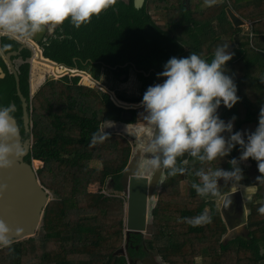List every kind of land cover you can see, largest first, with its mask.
Returning <instances> with one entry per match:
<instances>
[{
  "label": "trees",
  "instance_id": "16d2710c",
  "mask_svg": "<svg viewBox=\"0 0 264 264\" xmlns=\"http://www.w3.org/2000/svg\"><path fill=\"white\" fill-rule=\"evenodd\" d=\"M229 1L206 7L204 0H145L138 8L134 0H118L115 8L93 17L90 24L76 29L66 21L39 43L45 57L89 72L96 85L102 69L120 81H127L133 71L140 84L137 95L103 83L121 101L134 103L142 101L149 86L163 82L158 73L171 57L195 52L211 62L216 47L228 44L234 53L227 62L228 74L233 76L241 99L232 109L221 105L218 114L225 122L236 117L234 132H250L258 126L264 105V0ZM229 5L251 21L252 35L232 24L226 13ZM152 11L162 13L165 26L156 22ZM10 42L6 49L19 45L14 39ZM23 56L29 58L30 51L24 50ZM30 67L29 61L19 67L20 90L37 138L25 160L43 162L37 169L38 177L53 198L44 208L38 236L0 247V264H158L155 254L167 264H264V215L258 212L264 204V183L256 180L260 175L256 161L250 158L240 165L245 176L241 183L256 188L248 201L245 199L247 224L242 229L228 230L217 198L197 195L191 187L199 182L194 174L170 177L164 170L158 199L150 210L152 235L145 239L144 232L127 234L126 198L89 192L88 182L96 168L92 162H100L109 185L122 192L120 179L133 154L132 142L126 135L110 131H105L108 138L103 142H94L93 134L107 121L138 122L143 106L125 109L117 105L108 92L81 83L80 74L65 73L45 80V74L38 76L39 69L37 75L31 73ZM122 74H126L124 80L120 79ZM31 79L33 87L43 82L34 94ZM9 104L15 106L14 117L25 138L23 101L11 72L0 79V106ZM125 112L131 117H125ZM239 156L237 145L229 156L203 167L231 170L228 161ZM183 159L188 161L184 166L193 172L202 167L190 157ZM98 175L97 171L93 180ZM185 178L188 185L183 194L176 191V184ZM220 183L222 193L232 191L231 185ZM86 208L96 212L83 214ZM202 212L209 214L211 223L193 227L183 220ZM122 239L126 254L119 251Z\"/></svg>",
  "mask_w": 264,
  "mask_h": 264
},
{
  "label": "clouds",
  "instance_id": "9594fccd",
  "mask_svg": "<svg viewBox=\"0 0 264 264\" xmlns=\"http://www.w3.org/2000/svg\"><path fill=\"white\" fill-rule=\"evenodd\" d=\"M216 3L217 0H204L206 7ZM117 5L118 0H0V37L28 42L66 21L79 29ZM233 56L229 45L223 44L216 47L211 62L191 52L187 57H171L163 65V71L158 73L163 82L149 86L143 94L144 111L140 116L145 127L129 128V124L125 127L147 153V159L139 165L141 172L166 170L170 177L194 174L199 182H193L191 187L198 196L224 200L220 181L233 188L242 187L245 194L253 190L251 185L241 183L245 178L241 162L251 158L260 173L257 182L264 183V105L260 108L258 126L250 132H234L236 117L225 122L218 114L221 105L232 109L241 99L233 76L228 74L227 62ZM14 112L12 104L0 106V169L11 168L12 157L20 154ZM107 138L104 130L93 134L94 142ZM237 145L240 156L228 161L231 170L203 167L229 156ZM184 157L192 158L202 167L194 172L189 170L184 166L188 163ZM6 187L0 185V192ZM258 212L264 215V204ZM183 220L193 227L212 222L207 212ZM9 234L10 228L0 220V247L11 245ZM261 252L264 254V249Z\"/></svg>",
  "mask_w": 264,
  "mask_h": 264
},
{
  "label": "water",
  "instance_id": "95a60500",
  "mask_svg": "<svg viewBox=\"0 0 264 264\" xmlns=\"http://www.w3.org/2000/svg\"><path fill=\"white\" fill-rule=\"evenodd\" d=\"M144 1L145 0H134L135 6L138 8L141 7ZM226 13L235 27H240L245 33H251V28L248 27L246 21L236 14L230 6L226 8ZM20 43L21 45L19 46V49L8 52L6 58L10 63L11 70L16 79L18 94L23 101L25 138L22 137L20 127L15 119V123L19 130L17 142L20 145V154L12 157L13 165L11 168L0 169V185L7 186L5 191L0 192V220H3L10 228L9 239L11 242L34 236L37 233L42 220L44 208L52 198L51 191L42 185L38 177L37 168L40 167L35 166V159H32L31 162L25 160V157L31 150L32 144L37 138L32 133V121L29 118L30 114L27 110V103L20 90L19 74L10 59V55H17L23 47H28L25 42ZM48 60L52 63H56L50 59ZM68 69L70 71L72 70L70 68ZM0 76H4L1 67ZM51 77L52 76H50V78ZM125 77L126 74L121 75V79H124ZM100 89L108 92L112 100L125 109L142 107L141 102L134 103L121 101L118 99L114 91L104 84H101ZM127 117L130 118V116ZM126 125L128 124L118 121L109 122L105 126V129L113 132H129V130L125 128ZM129 128H132L131 124H129ZM141 157L142 151L140 149L136 150L135 153L133 152L120 179L124 195L126 196L125 226L127 234L132 231H146L150 201L158 199L160 184L164 175V170L152 172L151 175L143 174L139 167L141 164ZM42 166L43 165H41V167ZM234 197L240 199L244 208L243 222L238 229H242L247 224V209L244 202L248 196L242 194L239 189H233L225 194V199L223 200L221 207L222 215L226 220L229 230H233L235 227L228 221L225 203L226 200ZM119 251L120 254H126V248H121Z\"/></svg>",
  "mask_w": 264,
  "mask_h": 264
},
{
  "label": "rangeland",
  "instance_id": "374dc122",
  "mask_svg": "<svg viewBox=\"0 0 264 264\" xmlns=\"http://www.w3.org/2000/svg\"><path fill=\"white\" fill-rule=\"evenodd\" d=\"M221 1L220 0H217V3H220ZM225 3H226V1H224ZM152 13V15H153V17L155 18V20H156V22L159 24V25H161L162 27L163 26H165V18L162 16V13H156V12H154V11H152L151 12ZM49 33V32H44L43 33V35H46L47 36V34ZM183 35V34H182ZM185 37V36H184ZM36 40H38L37 38H36ZM16 61H18V60H16ZM21 60L19 59V61H18V63L20 62ZM126 65V64H125ZM31 73H32V69H31ZM38 76L42 73V74H45V80L46 79H49L50 78V75H52V77H54V78H59V77H56V76H54L52 73H45V68H44V66H42V67H40V69L38 70ZM259 73V72H258ZM63 76V75H62ZM126 78V77H125ZM124 78V79H125ZM120 79H121V76H120ZM123 79V80H124ZM45 80H44V82H45ZM122 80V79H121ZM80 82L81 83H83V84H86V85H90V86H93L92 84H90L89 82H87V81H85L84 79H83V77L81 76V79H80ZM100 82H104V83H106L109 87H111V86H114L116 89H118V90H120L121 92H124V93H126V94H128V95H137V93H138V89H139V82H138V80H137V77L135 76V74H134V72L133 71H131L130 70V75H129V79L127 80V81H120V80H118V79H116V78H114L113 77V75L111 74V73H107L106 71H104L103 69L100 71ZM43 84V82L38 86V87H34L33 88V84H32V79H31V93L32 94H34L38 89H39V87L41 86ZM132 96V97H133ZM144 111V109L143 108H141L139 111H138V116H137V120H138V122H136L135 124H132V128H137V127H140V128H143V127H145V123H144V121H143V119H142V117L140 116V114L142 113ZM125 115H127V116H130L131 115V113L130 112H128V113H125ZM141 124H140V123ZM119 133H122V134H124V135H126L129 139H130V141L132 142V145H133V152L135 153L136 152V150H138V149H140L141 151H142V149H141V143L133 136V135H131V134H129V132H119ZM145 159H147V153H145L144 151H142V157H141V163H143V161L145 160ZM36 161V160H35ZM34 161V164H35V166L36 167H40V163H37V162H35ZM37 161H39V160H37ZM92 166L94 167H98V168H100L101 169V163L100 162H92ZM101 171V170H100ZM99 172V171H98ZM143 174H146V175H151V173L152 172H148V171H143L142 172ZM94 175V174H93ZM96 180H99V182L100 181H102L103 179H105L104 180V186H103V188H102V191L103 192H105L106 194H116V195H120V196H122V197H125L126 198V196L124 195V192L122 191H117V190H115V189H113L110 185H109V182H110V179L108 178V175H104V174H101V176H99L98 175V177H96L95 178ZM164 180V175H163V178H162V181ZM99 182H97L98 183V185L97 186H100V183ZM161 185H162V182H161V184H160V189H161ZM187 185H188V179H183L181 182H179V183H177L176 184V191L177 192H180V193H183V194H185L186 192H187ZM238 188H242V187H240V186H238V187H236V188H233L234 190L235 189H238ZM253 188V192L251 191L250 193H248V194H245L246 196H250L252 193H254L255 192V190H256V188L255 187H252ZM99 189V188H98ZM101 189V188H100ZM232 189V190H233ZM51 195H52V198H53V194H52V192H51ZM51 198V199H52ZM249 199V198H248ZM248 199L246 200V201H248ZM216 202H217V205L219 206V208H220V206H221V204L223 203V200H221V199H219V198H217L216 199ZM155 204H156V200L154 199V200H151L150 201V210L152 209V207L153 206H155ZM150 210H149V213H148V225H147V229H146V231L143 233V237L145 238V239H148L151 235H152V224L150 223L151 222V212H150ZM40 232V228L38 229V232L36 233V237L38 236V233ZM42 232V231H41ZM119 249H121V248H125V240L124 239H122L119 243ZM155 259L157 260V262H158V264H167L165 261H163L162 260V258L159 256V255H157V254H155ZM196 260L199 262V261H201V258L200 257H197L196 258Z\"/></svg>",
  "mask_w": 264,
  "mask_h": 264
},
{
  "label": "flooded vegetation",
  "instance_id": "af4514ba",
  "mask_svg": "<svg viewBox=\"0 0 264 264\" xmlns=\"http://www.w3.org/2000/svg\"><path fill=\"white\" fill-rule=\"evenodd\" d=\"M52 33H53V31L49 32L48 34L46 33V34H47V36H50ZM47 36L43 35V37L41 39H46ZM41 39H39V40H41ZM10 40H11V38L6 37V36L0 37V49H6L7 47H9L11 45ZM39 40L38 41L32 40V41L25 42V44L28 47H23L20 50L19 54H17V55H14V54L10 55V59L12 60V63L14 64L18 74H19L20 65L25 61H29L31 64L30 70L32 69V72H34V74H36V75H37L36 70L40 69V67L44 66L45 73H52L56 77H58V76L61 77V75H63V74L65 75V73L68 75H79L80 74V76H82L85 81L89 82L92 85H96V84H94V81H95L94 77L92 75H90L87 71L86 72H79V73L76 72L77 74L68 73V70L66 68H70L72 70H74V69L75 70L76 69L81 70V69H78L77 67H73V68L68 67L66 65H63V64H60V63L54 61L57 64H59V65H56L54 63H51L49 60L45 59L47 57H45L43 55V48L40 45ZM20 45H21V43L19 42V45L16 47V49L11 48V49H6L3 52H0V67L2 68V72L4 73V76H0V79L5 78L7 76L8 72L13 73L11 70V67H10V63L6 58V54L8 52L18 50ZM26 49L30 51V57L29 58H25L23 56V51ZM19 59L21 61L18 63ZM48 59H50V58H48ZM16 60H18V61H16ZM50 60H52V59H50ZM42 63H45L47 65L45 66ZM63 66L66 68H64ZM81 71H85V70H81ZM50 76H52V75H50ZM52 78H54V77H51L49 79H52ZM100 83H102V82H100ZM34 87H38V86H34ZM229 200H230V203H225V210L227 213L228 221L234 227H239L242 224L243 217H244L243 204L241 203L240 199H238L237 197H234V198L229 199ZM222 204L219 208L220 211H221ZM221 214H222V211H221ZM224 221L226 222L225 219H224ZM229 231H231V230H229Z\"/></svg>",
  "mask_w": 264,
  "mask_h": 264
},
{
  "label": "crops",
  "instance_id": "0c3cea01",
  "mask_svg": "<svg viewBox=\"0 0 264 264\" xmlns=\"http://www.w3.org/2000/svg\"><path fill=\"white\" fill-rule=\"evenodd\" d=\"M221 1V0H220ZM220 3H223L222 1L220 2ZM227 4H230V1L228 0V2H226ZM230 6V5H229ZM228 7V6H227ZM231 7V6H230ZM232 8V7H231ZM233 11L236 13V14H238L234 9H233ZM239 15V14H238ZM240 16V15H239ZM240 17H242V16H240ZM243 18V17H242ZM244 19V18H243ZM245 21H246V23H247V25H248V27H250L251 28V33H250V35H252V23H251V21H249V20H247V19H244ZM243 31V30H242ZM244 32V31H243ZM245 33V32H244ZM246 34H248V33H246ZM43 37V34H40V35H38L37 37H35L34 39H32V40H34V41H38L39 39H41ZM36 38L38 39V40H36ZM31 40V41H32ZM89 73V72H88ZM90 74V73H89ZM91 75V74H90ZM103 83V82H102ZM104 84V83H103ZM105 85V84H104ZM108 87V86H107ZM109 88V87H108ZM139 90V89H138ZM112 91H114V90H112ZM114 93H115V91H114ZM125 113H128V112H125ZM125 113H124V116L125 117H127V115H125ZM130 117H131V115H130ZM128 118V117H127ZM109 122H116V121H107V122H105L104 124H102V126H101V129L102 130H104V131H107L106 129H105V126L109 123ZM118 122H120V121H118ZM124 123V122H123ZM127 124V123H126ZM133 124H135V123H133ZM132 125V124H131ZM110 132H113V131H110ZM101 170V171H100ZM97 171H99V176H101V174H104L105 176H106V173L102 170V169H100V168H98V167H96L95 168V171L93 172V174H95ZM92 174V176L90 177V179H89V182H88V190H89V192H98V191H102V188H103V186H104V180L105 179H103L102 181H100L99 182V180H96V179H94L93 180V175ZM97 182H99L100 183V186H97L98 185V183ZM99 188V189H98ZM101 188V189H100ZM96 212V209H94V208H86V209H82V213L83 214H92V213H95Z\"/></svg>",
  "mask_w": 264,
  "mask_h": 264
},
{
  "label": "bare ground",
  "instance_id": "6f19581e",
  "mask_svg": "<svg viewBox=\"0 0 264 264\" xmlns=\"http://www.w3.org/2000/svg\"><path fill=\"white\" fill-rule=\"evenodd\" d=\"M47 60H48V59H47ZM51 63H52V62H51ZM54 64H56V63H54ZM56 65H59V64H56ZM63 67H64V66H63ZM64 68H66V67H64ZM66 69L68 70V73H70V72L72 71L71 73H74V74H77L76 72H78V73H79V72H86V71H78V70H75V69L70 71L68 68H66ZM74 71H75V72H74ZM94 79H95V78H94ZM96 82H97V85H96V86L99 87V88H100L101 84H103V83H99L100 81H98V80H96ZM119 103H123V102H119ZM238 189L241 191L242 194H245V191H244L243 188H241V189L238 188ZM119 248H120V247H119Z\"/></svg>",
  "mask_w": 264,
  "mask_h": 264
},
{
  "label": "built area",
  "instance_id": "2783aa9c",
  "mask_svg": "<svg viewBox=\"0 0 264 264\" xmlns=\"http://www.w3.org/2000/svg\"><path fill=\"white\" fill-rule=\"evenodd\" d=\"M222 2H224V1H226V2H228V0H221ZM40 161V160H39ZM41 163H40V167H41V165H43V162L42 161H40ZM38 169V168H37Z\"/></svg>",
  "mask_w": 264,
  "mask_h": 264
}]
</instances>
